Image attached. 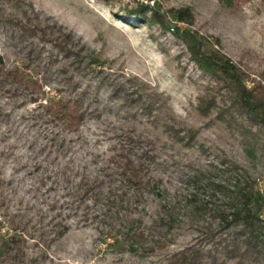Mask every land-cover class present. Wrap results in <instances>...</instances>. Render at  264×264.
Wrapping results in <instances>:
<instances>
[{
	"label": "rangeland",
	"instance_id": "374dc122",
	"mask_svg": "<svg viewBox=\"0 0 264 264\" xmlns=\"http://www.w3.org/2000/svg\"><path fill=\"white\" fill-rule=\"evenodd\" d=\"M23 1L30 2L42 19L70 30L77 43L97 52L103 63L95 64L94 69L76 72L70 57L52 49L49 42L44 43L41 65L49 52L54 55L48 67H41L46 76L45 97L74 93L68 79L71 75L77 81V90L87 92L86 101L92 109L67 151L54 161L47 133L36 116L38 101L21 93L1 94L0 103L10 117L0 127V175L9 181L11 190H6L5 194L8 210L1 206L0 213L15 212L19 208L18 213L23 215L30 209V203L39 205L42 200L32 198L34 192L40 195V191L35 190L38 184L42 186L41 173L35 168L28 171L36 161L33 147L45 143L44 151L36 159L47 160L44 163L51 175L62 165L86 167L91 173L102 175L104 168L109 163L112 165L113 157L121 150L119 143L128 133L141 138L143 146L150 145L153 155L148 170L150 192L147 186L143 200L132 204L136 207L132 214L142 217L146 224L170 212L174 218L171 230H165L167 244L161 251L136 255L118 246L108 232H102L106 228L100 222L82 224L77 221V215H72L67 220L70 223L67 231L47 248V257L34 264L159 261L165 252L193 239L194 224L184 214L191 200L205 198L225 202L234 181L243 175L253 180L256 189H264V126L237 108L233 102L235 92L222 78L203 70L192 59L182 38L164 30L158 22L149 24L127 11L137 9L140 4L149 7L159 4L164 10L189 6L195 15L193 25L184 21L177 23L207 36L213 46L224 51L249 74L246 83L254 86L257 82L264 83V0ZM0 5L14 9L10 0H0ZM169 19L176 21L171 15ZM21 54L19 45L0 30V55L5 64L20 65ZM60 66H64V70L60 69L62 73L57 74L55 69ZM129 78L136 79L144 93L156 97L153 105L122 101L124 96L112 93L111 80ZM205 94H213L219 105H229L237 120L229 124L217 115L215 108L209 113L200 112L197 104ZM188 129L195 132L190 142L186 138L177 139L186 135ZM246 129L256 135L252 136ZM196 175L210 177V186L197 182ZM112 184L117 186L119 181ZM29 199L31 202L27 203ZM40 206L42 210L47 209L44 201ZM53 214L51 211L50 215ZM262 214L264 216V212ZM1 215L6 220L7 215ZM3 225L2 232H6V222Z\"/></svg>",
	"mask_w": 264,
	"mask_h": 264
},
{
	"label": "trees",
	"instance_id": "16d2710c",
	"mask_svg": "<svg viewBox=\"0 0 264 264\" xmlns=\"http://www.w3.org/2000/svg\"><path fill=\"white\" fill-rule=\"evenodd\" d=\"M10 3L14 6L12 10L0 5V30L19 45L23 61L20 65L7 66L0 55V96L5 92H14L29 95L33 101H38L36 116L47 133L49 147L54 152L51 160L54 161L59 154L67 151L70 141L75 139L74 134L92 109L86 101L87 92L77 90V81L71 75L68 79L74 93L45 97L43 86L46 76L41 67H48V63L54 61V55L49 52L41 65L39 60L42 59L44 43L49 42L52 49L70 57L76 72L94 69L95 64L103 63V59L94 50L78 44L70 30L46 18L42 19L33 11L30 2L10 0ZM127 11L149 24L158 22L164 30L182 38L192 59L203 70L222 78L235 92L233 102L237 108L264 126V83L247 85L249 74L232 58L213 46L209 38L196 29L177 23L184 21L193 25L195 15L189 6L164 10L159 4L152 7L140 4L137 9ZM169 15L176 21L169 19ZM217 42L219 44L220 40L217 39ZM60 69L64 70V66L57 67L55 72L62 73ZM92 73L98 75L96 71ZM109 83L114 95L124 96L122 101L131 100L149 106L156 98L152 93L140 90L136 79L111 80ZM146 100L148 103H145ZM197 107L202 113H209L215 108L217 115L229 124L237 120L231 107L219 105L213 94L202 95ZM9 117L10 113L0 103V127ZM167 126L172 128V125ZM246 130L252 136L256 135L252 130ZM194 133L188 129L186 135L177 136V139L186 138L190 142ZM142 142L141 138L126 133L119 143L121 150L113 157L112 165L109 163L103 167L102 175L105 177L91 173L86 167L68 165H62L51 175L47 172L48 165L44 163L47 160L36 159L44 151L45 143L33 147L31 142L36 161L28 171L35 168L37 173L40 172L39 183H42L35 189L40 191V195L34 192L32 198L40 197L42 200L39 205L30 203L31 199L27 200L31 204L30 209L23 215L18 213L19 208L15 212L0 213V264H34L44 260L47 248L69 228L67 220L72 215H77V221L82 224L100 222L106 228L102 232H108L116 244L127 252L143 255L161 251L167 244L165 230L169 231L173 226L172 212L154 218L151 224L132 214L136 208L132 204L137 205L143 200L147 186L150 192L148 170L153 155L150 145L143 146ZM136 146L141 148L135 149ZM195 178L197 182L210 186V177L196 175ZM115 181H119L117 186L112 184ZM8 183L0 175V207L3 206L5 210H8L6 190H11ZM43 186L46 187L42 189ZM233 186L225 202L205 198L191 200L184 214L194 224L193 239L165 252L159 261L143 264H264V189H256L253 180L246 175L235 180ZM59 190L60 193L57 192ZM42 201L47 204V209L42 210ZM51 211H54L53 215H50ZM1 214L7 215L6 220ZM4 222L8 227L6 232L1 229L5 226Z\"/></svg>",
	"mask_w": 264,
	"mask_h": 264
}]
</instances>
